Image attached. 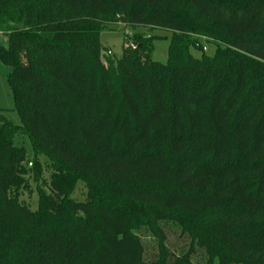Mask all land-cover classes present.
<instances>
[{
  "label": "trees",
  "instance_id": "16d2710c",
  "mask_svg": "<svg viewBox=\"0 0 264 264\" xmlns=\"http://www.w3.org/2000/svg\"><path fill=\"white\" fill-rule=\"evenodd\" d=\"M118 24L167 62L105 57ZM0 33V264H264V0H0Z\"/></svg>",
  "mask_w": 264,
  "mask_h": 264
},
{
  "label": "rangeland",
  "instance_id": "374dc122",
  "mask_svg": "<svg viewBox=\"0 0 264 264\" xmlns=\"http://www.w3.org/2000/svg\"><path fill=\"white\" fill-rule=\"evenodd\" d=\"M134 33H141L146 36H162V38L153 39V50H152V60L159 63H166L168 56V45L170 39V33L168 31L160 29H146L145 27H133L130 25L118 24L113 28L103 29L100 33V43L103 46V54L105 57L113 58L116 60L121 56L123 47H129L135 49L136 44L132 41L131 36ZM7 37L0 33V45L7 47ZM206 46V54L211 55L214 51V46L203 42ZM192 54L196 57L200 53L196 50H192ZM9 73L10 67L6 64L0 62V110L4 117L9 120L14 125H21L19 115L14 106V100L12 96L11 87L9 84ZM14 144L18 146H23L27 154L31 158L33 157L32 145L29 137L25 134H17L14 136ZM41 162H44L45 157H38ZM30 168L33 166L28 165ZM49 176L48 171L43 173V178L47 179ZM42 184L41 182L38 183ZM35 182L29 179V188L20 191V200L25 204L29 205L31 209L37 207V193H36ZM83 190L78 188L75 191L73 197L82 198ZM166 232L169 237V245L171 247H180L189 245V240L179 236V233L172 228H166Z\"/></svg>",
  "mask_w": 264,
  "mask_h": 264
},
{
  "label": "built area",
  "instance_id": "2783aa9c",
  "mask_svg": "<svg viewBox=\"0 0 264 264\" xmlns=\"http://www.w3.org/2000/svg\"><path fill=\"white\" fill-rule=\"evenodd\" d=\"M203 49L205 50L206 49V47H203ZM103 64L105 65L106 64V62L103 60ZM29 165H31L30 163H29Z\"/></svg>",
  "mask_w": 264,
  "mask_h": 264
}]
</instances>
